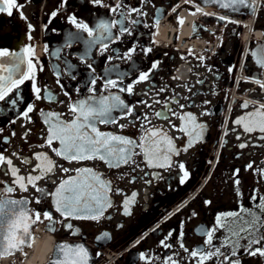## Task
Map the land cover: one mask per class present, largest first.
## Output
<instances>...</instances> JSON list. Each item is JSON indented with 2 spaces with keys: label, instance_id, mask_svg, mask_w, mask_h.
<instances>
[{
  "label": "flooded vegetation",
  "instance_id": "af4514ba",
  "mask_svg": "<svg viewBox=\"0 0 264 264\" xmlns=\"http://www.w3.org/2000/svg\"><path fill=\"white\" fill-rule=\"evenodd\" d=\"M18 3L23 5L26 19L15 8L11 16L0 13V48L20 52L24 47L32 46L35 84L41 89L42 97L35 99L33 82L26 80L19 90L23 99L16 111L0 115V153L11 157L20 167L21 174L27 175L36 163L33 160L32 164H24L22 157H32L37 151H49L35 147L43 143L42 137L46 135L40 110L64 113V119H70L69 103L89 95L87 87L92 76L109 75L108 69L113 67L118 72L110 73L111 78L123 74L124 85L133 83L141 71L150 72V78L135 84L132 95L120 94L128 105L134 107L133 114L119 118L117 124L99 125L101 131L139 140L143 127L137 116L162 110V105L154 104V101H163L174 95L180 104L185 105L183 112L193 113L197 121L206 126L202 138L189 147L185 133L171 128L168 121L151 116L152 125L168 131L179 150V154H173L172 165L167 168L148 167L142 156L135 157V165L115 169L98 160L69 163L53 155L58 165L68 168L87 166L103 173L112 182L109 193L112 207L106 209L99 221L67 220L66 223H72V229L58 222L54 225L55 232L47 230L49 222L42 217L43 222L38 223L33 231L36 236L50 234L54 239L47 264H50L58 243L83 244L89 250L90 264H148L140 259L141 253L148 257L150 264H164L169 255L179 264H195L194 259L180 248V243L190 250L206 247L207 237L202 229L214 226L215 218L221 213L239 211L241 205L255 210L250 196H264V171H261L264 170V140L259 138L260 133L246 134L234 123L252 110L251 107L242 108L243 102H264V91L255 82L256 72L250 63V53L240 64L241 35L245 28V23L240 20H245L253 12L246 8L234 12L204 0H194V3H185V0H101L100 3L94 0H18ZM117 3L120 9L113 13L111 9ZM194 4L200 5L209 15H192ZM177 5L179 7L173 12ZM132 8L140 9L145 15L131 12ZM53 12L55 16H52ZM121 12L128 15L124 26L131 30V35H121L120 25H117L112 29L114 39L106 41L107 48L97 44L87 59L82 60L87 49L86 41L91 38L77 29L70 18L75 17L77 22L95 29L101 21L122 19ZM257 13L255 29L258 24L264 27V1L260 2ZM221 15L238 23L221 21L218 19ZM190 17L189 31H186V21ZM181 18L184 20L182 25L179 23ZM157 19L160 21L158 27ZM132 20L138 23L132 24ZM70 34L78 35L80 39H73L69 47ZM133 47L136 51L131 59H127L125 54ZM147 48L152 51L146 53L144 49ZM89 62L95 69L94 74L87 66ZM156 62L159 65L153 69ZM102 85L103 81L97 80L98 93ZM165 87L167 91L157 96L158 90ZM65 92L69 95L65 96ZM49 93L53 95V101L47 99ZM140 101H147L153 107L148 108ZM29 103L35 109L30 113L31 122L19 115ZM171 107L181 112L179 104L173 103ZM114 115L119 117L121 114ZM171 120L177 126L182 124L175 116ZM28 130L30 133L25 138L24 133ZM241 143L247 146L240 148ZM14 152L19 156H12ZM179 164H184L189 173L184 183H180L184 170L178 167ZM248 164L253 167L247 168ZM236 170L238 176L234 174ZM64 175L57 168L55 176L39 181L38 186L50 190L53 188L50 180L55 179L58 183ZM237 178L239 185L234 184ZM0 180L5 182L0 187L12 180L10 175H5L3 167H0ZM133 193L136 194L134 198ZM38 197L41 194L31 187L27 192L17 188L12 194V198L28 199L33 210L41 213L51 210L54 219L60 221L52 198L43 196L41 202L36 203ZM125 199L133 201L127 215L124 213ZM105 232L109 234L107 238ZM226 235L223 229L216 232L213 243L221 246ZM161 241L172 247L164 248ZM246 244L247 240L240 241V264H264V257L248 254L243 247ZM30 248H24L27 257ZM222 251L228 254L229 249L222 247ZM24 253L2 256L0 264H25L27 257ZM206 264H219V259L213 258Z\"/></svg>",
  "mask_w": 264,
  "mask_h": 264
},
{
  "label": "snow or ice",
  "instance_id": "6c2138e0",
  "mask_svg": "<svg viewBox=\"0 0 264 264\" xmlns=\"http://www.w3.org/2000/svg\"><path fill=\"white\" fill-rule=\"evenodd\" d=\"M94 2L100 3L101 0H94ZM204 2L216 4L222 9H230L234 12L240 11L241 8L249 9L253 13L256 10L253 0H204ZM185 3H194V0H185ZM178 7L179 5L174 6L173 12H176ZM194 7L195 11L191 13L192 15L197 13L209 15L200 5L194 4ZM14 8L20 10L21 17L26 19L22 11L23 5H20L18 0H0V13H7L8 16H11ZM119 9L120 4L117 3L111 11L116 13ZM131 12L145 15L138 8H132ZM55 15L56 13L53 12L52 16ZM121 17L120 20L101 21L95 29L83 22H77L75 17L70 18L77 29L86 32L91 38L86 41L87 49L84 56L81 57L82 60L87 59L91 49L97 44L106 49L108 46L106 41L114 39L112 29L116 28L117 25H120L119 32L121 35L124 33L131 35V30L124 26V21L128 19V15L121 12ZM218 19L238 23V21L230 20L224 15L219 16ZM131 23L136 24L138 21L132 20ZM159 23L160 21L157 19V27ZM179 23L182 25L184 20L181 18ZM29 27L31 28V25ZM73 39L78 40L80 37L70 34L69 47ZM135 51V47L129 49L125 54L126 58L131 59ZM144 51L147 53L151 52L152 49L147 48ZM250 55L255 58L257 65L264 68V45H261L256 51H251ZM33 56L34 49L30 45L24 47L20 52L0 48V115L8 111H16L17 105L23 99L19 90L26 80L33 82L32 88L35 99L42 98L41 89L35 84L36 64L33 63ZM158 65L159 62H156L152 68L156 69ZM87 66L94 74L95 69L92 64L89 62ZM112 72H118V69L116 67L108 69L109 75L103 77L92 76L87 87L90 94L69 103L70 119H64V113L40 110L43 124L46 126V135L42 137L43 143L35 147L47 148L49 151H37L33 153L32 157L21 158L24 164H32L33 160L36 162L35 166L29 169L27 175L21 174L20 167L14 164L11 157L0 153V167L4 168L6 176L12 177L10 184L0 187V257L14 255L17 252L24 253L25 247H32V243L36 239L33 229L38 223L43 222L42 217L43 220L49 222L47 230L55 232L54 225L58 222L67 229H72V223H66L67 220L99 221L104 216L106 209L112 207L109 196L112 191V182L104 177L103 173L87 166L68 168L58 165L53 159V155L69 163L98 160L107 167L115 169L130 164L135 165V157L142 156L148 167H171L172 156L179 154V150L168 131L162 126L152 125V115L168 121L171 128L185 133L189 138V147L202 138L206 126L199 123L193 113L183 112L185 105L180 104L179 98L175 95L163 101L160 99L154 101V104L162 105V110L145 113L142 117L137 116L143 127L139 140L111 131H101L99 125L117 124L119 118H126L133 114L134 107L128 105L120 94L132 95L135 84L145 82L150 78V72L141 71L133 83L124 85L123 74H119L116 79H113L110 75ZM173 78L178 79L179 77ZM97 80L103 81L102 90L99 93L95 87ZM255 82L264 91V81L257 79ZM165 91H167L166 87L160 88L157 96ZM144 94L147 95L148 93ZM64 95L68 96L69 94L65 92ZM47 99L53 101L54 97L49 93ZM140 103L148 108L153 107L147 101H140ZM173 103L179 104L181 112L178 113L171 107ZM241 107L244 109L251 107L252 110L237 118L234 123L241 126L246 134L260 133L259 138L264 140V102L245 101ZM34 110V105L29 103L19 115L31 122L30 113ZM114 113L121 115L118 117ZM173 116L182 122L180 126L172 123L171 117ZM12 123L15 121L13 120ZM119 127L123 129L124 125H119ZM29 133L30 130L26 131L24 137L26 138ZM12 135L14 136L15 132ZM246 146L245 143L239 145L240 148ZM184 150L187 151V148ZM12 156H19V153L14 152ZM178 167L184 170L180 178V183H184L189 173L185 170L184 164H179ZM246 167L251 169L253 165L248 164ZM57 168H60L65 175L60 178L58 183L55 179L50 180L53 185L52 189L46 190L38 186L39 181L55 176ZM68 173L74 174L69 176ZM234 174L238 176V170ZM4 183L3 180H0V185ZM239 183V179H235L234 184L239 185ZM29 187L41 194V197L36 198V203H40L43 196L52 198L55 213L61 217L60 221L54 219V213L51 210H45L41 213L29 207L30 201L28 199L12 198V194L17 188L22 192H27ZM135 195L133 193V198ZM250 200L255 203V210L241 205L239 211L221 213L215 218L214 226L202 229L203 234L207 237L206 247L190 250L183 243H180V248L194 259L195 264H206L213 258H218L219 264H240L238 250L241 247L240 241L243 239L247 240V244L243 247L249 255L264 257V196L253 195L250 196ZM132 202L129 199L124 201V213L126 215L129 214V204ZM221 229L225 230L227 235L224 237L222 245L217 246L213 240L215 233ZM108 235L107 232L104 233L105 238ZM180 237H183V232L180 233ZM161 245L164 248L172 247L165 241H161ZM222 247L229 249L228 254L222 251ZM24 255L27 257V253ZM233 257L237 258L233 259ZM140 259L150 264L144 253L140 254ZM50 264H90L89 250L83 244L58 243ZM164 264H179V262L172 255H169Z\"/></svg>",
  "mask_w": 264,
  "mask_h": 264
},
{
  "label": "clouds",
  "instance_id": "9594fccd",
  "mask_svg": "<svg viewBox=\"0 0 264 264\" xmlns=\"http://www.w3.org/2000/svg\"><path fill=\"white\" fill-rule=\"evenodd\" d=\"M54 246V239L50 234L38 236L33 245V259L39 264H47V257L51 254Z\"/></svg>",
  "mask_w": 264,
  "mask_h": 264
},
{
  "label": "bare ground",
  "instance_id": "6f19581e",
  "mask_svg": "<svg viewBox=\"0 0 264 264\" xmlns=\"http://www.w3.org/2000/svg\"><path fill=\"white\" fill-rule=\"evenodd\" d=\"M189 16V15H188ZM190 21H191V17L190 18H188L187 19V21H186V31H189V25H190ZM169 24H167V26H168ZM169 28V27H168ZM172 28V27H171ZM163 31V30H162ZM167 31V30H166ZM165 31V32H166ZM161 32V31H160ZM172 32V31H171ZM164 33V32H163ZM162 33V34H163ZM184 33V32H183ZM186 33V32H185ZM168 34V33H167ZM187 34V33H186ZM171 35V34H170ZM169 38V37H168ZM36 236V235H35ZM37 237L38 236H36V239L33 241V243H32V247L30 248V252H29V256L27 257V259H26V261H25V264H39V261L38 260H34L33 259V245H34V243L36 242V240H37Z\"/></svg>",
  "mask_w": 264,
  "mask_h": 264
},
{
  "label": "built area",
  "instance_id": "2783aa9c",
  "mask_svg": "<svg viewBox=\"0 0 264 264\" xmlns=\"http://www.w3.org/2000/svg\"><path fill=\"white\" fill-rule=\"evenodd\" d=\"M252 32L255 34L256 37H262L264 35V32L262 29L252 30ZM244 41H245V48H246V45L248 42V37L244 38ZM259 80L264 81V69H263V75H262L261 79H259Z\"/></svg>",
  "mask_w": 264,
  "mask_h": 264
},
{
  "label": "water",
  "instance_id": "95a60500",
  "mask_svg": "<svg viewBox=\"0 0 264 264\" xmlns=\"http://www.w3.org/2000/svg\"><path fill=\"white\" fill-rule=\"evenodd\" d=\"M261 45H264V40H260L257 45L254 47L253 51H256ZM253 59L255 60V58L253 57ZM257 64V63H256ZM259 66V65H258ZM258 75V73H257Z\"/></svg>",
  "mask_w": 264,
  "mask_h": 264
}]
</instances>
